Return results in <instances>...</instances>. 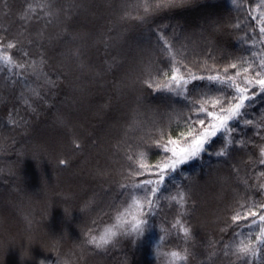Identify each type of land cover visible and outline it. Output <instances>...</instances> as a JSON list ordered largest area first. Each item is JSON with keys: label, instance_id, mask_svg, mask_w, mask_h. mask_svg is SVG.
<instances>
[{"label": "trees", "instance_id": "16d2710c", "mask_svg": "<svg viewBox=\"0 0 264 264\" xmlns=\"http://www.w3.org/2000/svg\"><path fill=\"white\" fill-rule=\"evenodd\" d=\"M157 2L0 0V54L24 65L0 61V264H264V247L255 257L232 254L264 226L232 221L236 211L264 205L259 87L230 122L231 134L219 133L198 158L164 173L151 214L129 209L133 194L156 186L132 185L159 180L174 159L164 148H186L189 129L193 137L204 130L200 103L238 95L206 77L264 59L262 0ZM174 67L187 84L171 81ZM189 72L205 79L192 81ZM229 136L226 155H215ZM181 190L183 214L166 199ZM177 219L190 238L172 227ZM136 220L145 224L133 231ZM106 228L117 231L109 244L88 243ZM173 251L185 258L174 260Z\"/></svg>", "mask_w": 264, "mask_h": 264}, {"label": "snow or ice", "instance_id": "6c2138e0", "mask_svg": "<svg viewBox=\"0 0 264 264\" xmlns=\"http://www.w3.org/2000/svg\"><path fill=\"white\" fill-rule=\"evenodd\" d=\"M172 3H174V0H158L155 7H168ZM262 3H264V0H262ZM145 11H149V8H145ZM257 19V22L261 24V27L259 29V32L261 33V38L264 39V13H261ZM15 47L14 44L9 43L7 45V48L11 49ZM255 55V53L253 54ZM0 61H2L6 66H14V67H20L23 68L24 65H17L16 62L12 59L10 55L7 53L0 54ZM243 63H247V61L241 62L240 65L237 63L230 64L227 68L223 70V75L217 74V75H210L206 77L209 81L218 82L221 85H226L231 88H235V91L238 95L232 96L229 98V95H225L223 98H213V99H206L202 103H200L199 108L196 112V116L198 118L199 125L204 129L202 132H199L194 137L191 136V133L194 131L193 128L189 129L190 134V143H188V147L185 149H182L181 152L183 153V158H174L171 160H167L163 163V169H161L160 173H156L159 175V180L153 182L152 180H144L142 183L139 184H133L132 186L139 189L143 187L144 185H152L155 183L156 186L150 187L147 190L146 194H133L132 195V203L129 205V209L135 208L136 212L139 215H145L144 212L140 211V209L144 206H146L148 212L147 214H151L152 210L155 209L159 203V196L157 195L160 192V184L164 181V173L168 170L175 171L177 165L185 163L189 159L198 158L199 155L205 151L206 145L209 143L211 138L217 136L219 133L228 131L229 134L234 131V129L230 128V122L237 120L240 118L243 114V109L246 107L247 102L253 100L257 93L255 92V87H259L260 94L264 95V59L259 60V64L256 65L254 63H248L247 67H243ZM240 68L241 70L235 71L234 75L228 74L229 69L236 70ZM250 70L254 72V75L249 74ZM180 72V68L174 67L172 68V76L171 81L175 82V84L179 87L181 84H187L189 81L185 80L183 76H178L176 73ZM244 74L243 78V87L240 86V84L237 83V79ZM189 75H191L192 81L198 80V79H205L203 76H196L192 75L191 72H189ZM149 87H152V84L148 85ZM165 87H168L167 84H165ZM251 92V95H247V93ZM211 108L215 109L218 107L219 112L210 111L208 108L205 107V105H209ZM201 114L206 115V117L212 118L213 123H209L205 119H199V116ZM245 125H251L253 124V121L251 120H245ZM226 144L225 146L218 152L215 153L217 156H224L226 155V149L229 145L233 143V141L229 137H225ZM169 143H174L173 141H169ZM157 146L160 147L161 145L157 143ZM165 152L172 151L173 157H177V153L175 149H168L167 147L164 148ZM260 156L261 160L260 163L264 164V146H261L260 148ZM138 167L139 169H144L146 166L143 163L145 153L143 151L138 153ZM129 159H132V157H129ZM61 164L66 163V161L61 160ZM155 167L159 168V165H156ZM134 174L136 176L140 175L139 171L134 170ZM130 175H133V173H130ZM262 176H264V173H261ZM122 188L127 187L126 185H121ZM261 188H264V184L260 185ZM169 202H175L181 210V214H183V210L185 208L187 195L184 191H178L173 195H170L166 197ZM143 202V204L141 203ZM241 208H244V205L240 206ZM126 213H122L121 216L117 217L118 224L114 225L113 227L119 229L123 227V224L121 222V217L125 215ZM258 217V221L257 218ZM135 219V217H134ZM241 220L248 221L251 220L252 225H264V205L260 206V211H253L251 208H248L245 213H242L241 211H236L235 214L232 216L233 223H239ZM142 224H145L144 220H136V222L132 225L133 231L140 230V226ZM179 226V231L183 233V236L188 239L190 238V230L188 227L184 226V224L181 223V220L177 219L175 224L172 225L173 228H176ZM117 235V231H114L113 228H106L104 232L97 238L96 236H92L91 239L88 241L90 244H94L97 248L103 247L104 245H107L110 243V241ZM164 237H161L160 239H163ZM264 247V226L259 227V233L256 235L255 240L251 243H244L243 241L240 242L239 245L235 247L232 254L236 255L238 258H247V257H255L257 256L260 249ZM171 257L174 260H183L185 257L181 255L180 252L173 251L170 253Z\"/></svg>", "mask_w": 264, "mask_h": 264}, {"label": "rangeland", "instance_id": "374dc122", "mask_svg": "<svg viewBox=\"0 0 264 264\" xmlns=\"http://www.w3.org/2000/svg\"><path fill=\"white\" fill-rule=\"evenodd\" d=\"M187 148V147H186ZM176 150V153H177V157H174V158H183V153L181 152L182 149H185V148H174Z\"/></svg>", "mask_w": 264, "mask_h": 264}]
</instances>
